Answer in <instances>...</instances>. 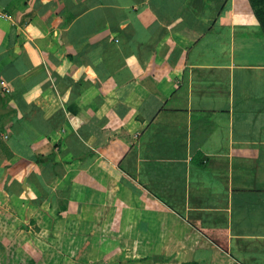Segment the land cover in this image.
<instances>
[{"label": "crops", "instance_id": "crops-1", "mask_svg": "<svg viewBox=\"0 0 264 264\" xmlns=\"http://www.w3.org/2000/svg\"><path fill=\"white\" fill-rule=\"evenodd\" d=\"M0 8V264H264L249 0Z\"/></svg>", "mask_w": 264, "mask_h": 264}, {"label": "trees", "instance_id": "trees-1", "mask_svg": "<svg viewBox=\"0 0 264 264\" xmlns=\"http://www.w3.org/2000/svg\"><path fill=\"white\" fill-rule=\"evenodd\" d=\"M251 7L257 17L261 30L264 34V0H249ZM64 118V114L62 112H57L50 120L49 123L54 127L58 123H60ZM0 149L4 152L8 150V146L5 142L0 139Z\"/></svg>", "mask_w": 264, "mask_h": 264}, {"label": "rangeland", "instance_id": "rangeland-1", "mask_svg": "<svg viewBox=\"0 0 264 264\" xmlns=\"http://www.w3.org/2000/svg\"><path fill=\"white\" fill-rule=\"evenodd\" d=\"M38 245L42 246V247H45L47 248V253H55L57 257H54V258H50V256L47 257V260H45L46 264H61L60 263V258L58 257L59 255V252L58 251H55V250H51V245L50 243L47 242V246L44 242H38L37 243ZM37 260V259H36ZM35 258L33 257L32 259L28 260L27 258L26 259H22V260H19L16 264H37L35 261ZM43 259L41 258L39 261L41 262ZM65 260V261H64ZM38 261V260H37ZM63 264H78L76 263V261L73 259H63L62 261ZM2 264H12V261L10 258H5L4 259V262Z\"/></svg>", "mask_w": 264, "mask_h": 264}, {"label": "built area", "instance_id": "built-area-1", "mask_svg": "<svg viewBox=\"0 0 264 264\" xmlns=\"http://www.w3.org/2000/svg\"><path fill=\"white\" fill-rule=\"evenodd\" d=\"M0 15H2V16L4 15V14L2 13V11H1V8H0Z\"/></svg>", "mask_w": 264, "mask_h": 264}]
</instances>
